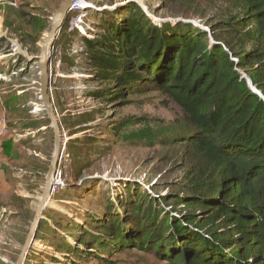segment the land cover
I'll return each mask as SVG.
<instances>
[{"label": "rangeland", "instance_id": "rangeland-1", "mask_svg": "<svg viewBox=\"0 0 264 264\" xmlns=\"http://www.w3.org/2000/svg\"><path fill=\"white\" fill-rule=\"evenodd\" d=\"M126 1L87 0L91 8L80 14H87L89 27L83 25L87 37L70 26L72 14L55 39L49 93L65 141L62 185L48 200L25 264H170L134 245L118 247L112 239L114 226L122 221L127 225L123 229L133 228L132 206L147 202L149 197L159 201L167 197L168 204L163 206L173 217L178 212L169 205L182 213L191 212L176 206L173 198L186 192L183 141L192 128L181 108L160 92L126 93L122 99H110L117 87L95 75L89 41L97 34L102 40L105 26H118L116 18L127 17L132 2L156 29L194 22L212 37L213 29L220 34V21L241 18L244 10L235 0ZM64 2L4 0L0 4V95L23 94L18 108L10 104L14 102L11 99L8 110L0 107V116L7 122L0 143L15 139L19 154L16 171L28 172L26 178L17 183L11 180L0 190V264H14L18 259L46 186L55 134L39 93L41 49L51 20ZM30 3L36 7L27 9ZM29 10L36 16L30 18ZM112 10L118 15L112 18L114 22L109 20ZM253 28L250 23L247 30ZM247 47L250 52L253 44ZM260 48L264 50V45ZM98 89L107 90L106 96L96 97ZM17 188L18 196L25 199L4 195L7 189L11 193ZM23 190L31 196L26 198Z\"/></svg>", "mask_w": 264, "mask_h": 264}, {"label": "trees", "instance_id": "trees-1", "mask_svg": "<svg viewBox=\"0 0 264 264\" xmlns=\"http://www.w3.org/2000/svg\"><path fill=\"white\" fill-rule=\"evenodd\" d=\"M235 2L243 17L220 21L213 37L192 23L156 29L132 2L118 26L89 41L95 75L117 87L110 99L160 92L192 127L183 141L186 192L173 197L191 212L169 205L178 212L173 217L163 206L167 197L136 202V225L123 229L118 218L114 226L118 247L134 245L170 264H264V100L241 74L264 95V0ZM110 14L114 22L118 15ZM3 148L19 158L13 140Z\"/></svg>", "mask_w": 264, "mask_h": 264}, {"label": "water", "instance_id": "water-1", "mask_svg": "<svg viewBox=\"0 0 264 264\" xmlns=\"http://www.w3.org/2000/svg\"><path fill=\"white\" fill-rule=\"evenodd\" d=\"M76 0H65L63 5L60 7L57 13H59L62 16L61 22L60 23H53L51 26V30L47 36V41L44 43V47H42V53H49L50 51L48 50V44L50 43V47H54V42H55V37L56 33L62 30L64 27V24L66 20H68V14H69V9L72 5V3ZM133 1V0H131ZM88 8V7H87ZM116 8V7H115ZM98 9V8H97ZM108 9H113V8H108ZM113 11V10H112ZM192 23L195 25L194 22H188ZM211 36V35H210ZM50 64H51V56L47 55L46 58L42 61L40 65V98L43 100V108L46 112L47 119L51 123V127L54 130L55 134V147H54V152L52 155L51 162L49 164L48 172L45 178L46 186L43 191V194L41 196V199L38 202L37 205V210L35 212L34 220L30 226L29 232L27 234V238L25 240L24 246L22 248V251L16 260L14 264H25L26 258L29 254V252L32 249V244L34 241H36V236H37V231L40 225L41 220L44 218L43 217V212L47 207L46 204V199L48 198L49 200L51 199L53 195V184H54V177L56 174V170L59 165V160L62 158V149L65 147V141H63L62 136H61V129H60V124L58 122V119L56 117V111L53 105V100L52 97L49 93V87H50ZM242 78L246 79L249 87L251 90L257 94L261 99L264 100V95L263 93L258 90L252 83L251 79L244 73H242Z\"/></svg>", "mask_w": 264, "mask_h": 264}, {"label": "crops", "instance_id": "crops-1", "mask_svg": "<svg viewBox=\"0 0 264 264\" xmlns=\"http://www.w3.org/2000/svg\"><path fill=\"white\" fill-rule=\"evenodd\" d=\"M2 1L4 0H0V4H2ZM30 8H35L36 6H34V4L30 3V5L28 7H26L27 9ZM3 11V10H2ZM30 11V10H29ZM31 16H36L35 13L31 12L30 11V18ZM5 93H8V92H4L2 93V95H0V107L3 108V109H7L8 110V107L9 106V101L10 99L14 102H11L10 104L12 103H15L14 106L16 108H18V105L17 104L19 102V100L21 99V95L23 94H16L14 96H7L5 97L4 95H7ZM21 106V105H20ZM23 107V106H21ZM8 113V112H7ZM41 130V129H40ZM8 135V134H7ZM2 140V139H1ZM0 140V141H1ZM9 140H13L14 142V145H15V149H18L17 148V143L15 141V139H13L12 137L11 138H7V139H4L1 143H0V184H1V187H0V190L3 189V187H6L9 185L10 181L11 180H15V182L17 183V180H22L24 177L26 178V174H28V172H24L23 170H20V172H24V174L22 173H18L16 171V166H15V160H11L4 152V148H3V143H6L7 141ZM44 159V158H43ZM35 174H39V171H35ZM29 175L33 176L34 173L33 171L29 172ZM19 189L17 188L16 190L12 191L11 193H9V190L7 189V192H5V196H8L10 194H13V196L15 197H18L19 199L22 198V199H25L24 197H20L18 196V191ZM23 192L25 193V197L26 198H29L30 196H28L29 194H27V191L26 190H23ZM12 196V197H13ZM32 198V197H31ZM31 208V207H30ZM5 210V209H4Z\"/></svg>", "mask_w": 264, "mask_h": 264}, {"label": "built area", "instance_id": "built-area-1", "mask_svg": "<svg viewBox=\"0 0 264 264\" xmlns=\"http://www.w3.org/2000/svg\"><path fill=\"white\" fill-rule=\"evenodd\" d=\"M131 0H127L126 3L128 4ZM89 7L91 8L90 4H87L85 7L81 6V3L79 2V0H76L72 3L70 9H69V13L70 15L75 14V17H73V19L70 21V26L73 27V29H77L79 30V32L86 36V34H83V31H87V28L84 29L83 25L87 26L85 23V18L87 16V14L85 15H80L82 14V12H84L86 10V8ZM96 6H92L93 9H95ZM70 15L68 14V17H70ZM79 15V16H78ZM89 27V26H87ZM91 31L92 28H91ZM7 132V122L4 116H0V138H2ZM66 150L65 147L62 149V158L59 160V165L58 168L56 170V174L54 177V184H53V193L58 190L61 185H62V169H61V164L62 161L64 159V154H65Z\"/></svg>", "mask_w": 264, "mask_h": 264}, {"label": "bare ground", "instance_id": "bare-ground-1", "mask_svg": "<svg viewBox=\"0 0 264 264\" xmlns=\"http://www.w3.org/2000/svg\"><path fill=\"white\" fill-rule=\"evenodd\" d=\"M79 2L81 3V6L82 7H85L86 5H87V0H79ZM69 15H70V13H69ZM61 19H62V16L59 14V13H56V15H54L53 16V18H52V22H51V25L53 24V23H60L61 22ZM59 32V31H58ZM58 32L56 33V37H55V39L57 38V36H58ZM83 32H85V31H83ZM46 41H47V38H46V40H45V42L44 43H46ZM44 43H43V45H42V47H44ZM53 49H54V47L52 46V48L50 47V43L48 44V50L50 51L48 54L47 53H42V55H41V61H43L44 60V58H46L47 57V55H50L51 56V52L53 51ZM41 51H42V49H41ZM49 199L47 198L46 199V204H48V201ZM35 242V241H34ZM34 244V243H33ZM33 244H32V246H33Z\"/></svg>", "mask_w": 264, "mask_h": 264}]
</instances>
